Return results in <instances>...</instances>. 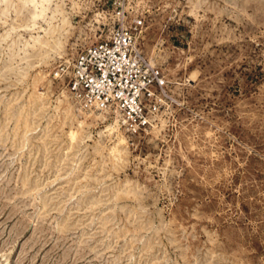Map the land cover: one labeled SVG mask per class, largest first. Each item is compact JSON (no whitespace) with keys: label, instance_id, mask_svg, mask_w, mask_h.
<instances>
[{"label":"rangeland","instance_id":"rangeland-1","mask_svg":"<svg viewBox=\"0 0 264 264\" xmlns=\"http://www.w3.org/2000/svg\"><path fill=\"white\" fill-rule=\"evenodd\" d=\"M37 1L0 0V264H264V0ZM121 10L137 133L58 75Z\"/></svg>","mask_w":264,"mask_h":264},{"label":"built area","instance_id":"built-area-1","mask_svg":"<svg viewBox=\"0 0 264 264\" xmlns=\"http://www.w3.org/2000/svg\"><path fill=\"white\" fill-rule=\"evenodd\" d=\"M144 19L124 10L100 40L80 48L67 74L69 92L86 108L97 106L118 116L120 126L137 133L149 124L148 103L166 97L161 71L151 66L140 49Z\"/></svg>","mask_w":264,"mask_h":264},{"label":"bare ground","instance_id":"bare-ground-1","mask_svg":"<svg viewBox=\"0 0 264 264\" xmlns=\"http://www.w3.org/2000/svg\"><path fill=\"white\" fill-rule=\"evenodd\" d=\"M48 1V0H47ZM29 2H31L35 7H42L43 8V3H38V1L37 0H20V3L21 4H26V3H29ZM4 3V2H3ZM35 10H36V8H34ZM44 11H46L45 10V8H43L42 9V12H44ZM43 14V13H42ZM34 19L33 20H35V18H37V17H33ZM79 101V100H78ZM96 107V106H95Z\"/></svg>","mask_w":264,"mask_h":264}]
</instances>
